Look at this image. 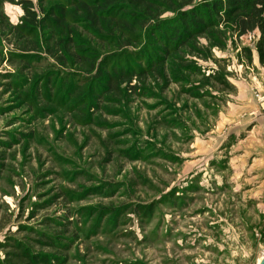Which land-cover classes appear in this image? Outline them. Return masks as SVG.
Returning <instances> with one entry per match:
<instances>
[{"label":"rangeland","instance_id":"obj_1","mask_svg":"<svg viewBox=\"0 0 264 264\" xmlns=\"http://www.w3.org/2000/svg\"><path fill=\"white\" fill-rule=\"evenodd\" d=\"M21 1L0 0V262L14 239L53 264H259L264 65L255 46L243 53L245 37L225 24L93 102V75L139 57L144 67L158 41L135 25L100 37L107 23L89 26L76 5L95 0H28L39 16L64 10L61 24L29 32ZM162 1L159 21L175 24L184 0ZM31 43L56 61L20 57ZM42 236L57 246L37 244Z\"/></svg>","mask_w":264,"mask_h":264},{"label":"trees","instance_id":"obj_2","mask_svg":"<svg viewBox=\"0 0 264 264\" xmlns=\"http://www.w3.org/2000/svg\"><path fill=\"white\" fill-rule=\"evenodd\" d=\"M196 0H184L176 17V23L159 21V7L164 5L162 0H95L94 2L77 1L76 5L79 7L80 13L84 14L85 20L89 26L96 30L100 28L103 23H107L109 34H102L100 37H108L114 39V34L122 35L123 29H131L132 26H138L143 34H153L155 45L150 47V50H145L146 65L142 67L141 57L134 58L135 64L127 65L126 71L119 67H112L110 72L103 71L91 77L92 86H96V93L93 94L92 101L99 102L102 96L117 92V85L132 80H139L147 71H154L159 66H162L167 58L180 52L182 48H186L190 43L196 42L199 38H205L212 30H217L219 27L229 24L236 33L237 38L245 37L250 33H257L258 40L255 44V51L258 55V60L261 65H264V0H201L200 3L191 7ZM24 16L22 19L23 25L21 29L29 32H36L37 29L51 22V24H61L64 18V10H55L48 15H44L42 8L39 16L35 10L32 2L23 0L19 3ZM104 8L97 11L95 7ZM135 8V12L128 11L126 7ZM172 6V5H171ZM189 10H185L189 8ZM154 13L153 16L148 15ZM130 14L129 19L125 16ZM133 24V25H132ZM121 26L123 29H119ZM119 29V30H117ZM117 30V31H116ZM132 30V29H131ZM116 31V32H115ZM152 31V33H151ZM104 32V31H103ZM135 36V35H133ZM60 41L62 51L68 48L67 42ZM129 41L122 42L118 40L119 45L117 49L128 48ZM173 48H172V47ZM172 49H171V48ZM196 51V50H195ZM243 53L251 55V50L248 48L242 49ZM67 53L66 51H64ZM46 55L53 61H56V56L48 49H44L39 44L31 43L26 48L20 51V57H31L32 54ZM196 54L201 57L203 53L197 49ZM71 59L78 60L79 54H72ZM25 58V59H26ZM40 57L32 60L35 63ZM60 57H57V60ZM190 73H198V68L188 67ZM192 71V72H191ZM215 80L222 84V79L215 78ZM94 105V103H92ZM42 239L35 240L39 245L50 243L49 247L57 246V241L42 236ZM56 239V238H55ZM2 246V245H0ZM3 247L9 249L5 253L7 257L6 262L0 264H53L56 263L57 258L53 260L39 252L34 251L14 239L8 240L3 244Z\"/></svg>","mask_w":264,"mask_h":264},{"label":"built area","instance_id":"obj_3","mask_svg":"<svg viewBox=\"0 0 264 264\" xmlns=\"http://www.w3.org/2000/svg\"><path fill=\"white\" fill-rule=\"evenodd\" d=\"M258 38L257 33H250L247 36H245V46L244 47H252L256 44V39ZM260 102H264V95H261L258 97Z\"/></svg>","mask_w":264,"mask_h":264},{"label":"water","instance_id":"obj_4","mask_svg":"<svg viewBox=\"0 0 264 264\" xmlns=\"http://www.w3.org/2000/svg\"><path fill=\"white\" fill-rule=\"evenodd\" d=\"M259 264H264V259H262V260L259 262Z\"/></svg>","mask_w":264,"mask_h":264}]
</instances>
